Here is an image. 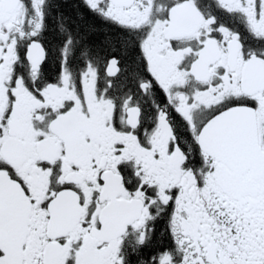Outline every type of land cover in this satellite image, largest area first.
Instances as JSON below:
<instances>
[{
  "label": "snow or ice",
  "instance_id": "obj_1",
  "mask_svg": "<svg viewBox=\"0 0 264 264\" xmlns=\"http://www.w3.org/2000/svg\"><path fill=\"white\" fill-rule=\"evenodd\" d=\"M0 264H264V0H0Z\"/></svg>",
  "mask_w": 264,
  "mask_h": 264
}]
</instances>
